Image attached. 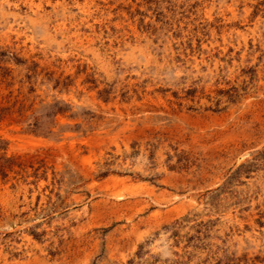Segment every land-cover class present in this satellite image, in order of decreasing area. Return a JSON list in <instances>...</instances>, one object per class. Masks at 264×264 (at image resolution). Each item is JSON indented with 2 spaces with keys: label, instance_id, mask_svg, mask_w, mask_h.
Masks as SVG:
<instances>
[{
  "label": "rangeland",
  "instance_id": "obj_1",
  "mask_svg": "<svg viewBox=\"0 0 264 264\" xmlns=\"http://www.w3.org/2000/svg\"><path fill=\"white\" fill-rule=\"evenodd\" d=\"M0 264H264V0H0Z\"/></svg>",
  "mask_w": 264,
  "mask_h": 264
}]
</instances>
